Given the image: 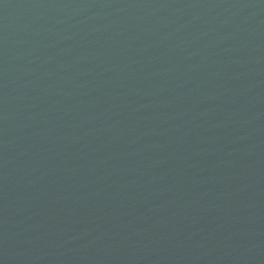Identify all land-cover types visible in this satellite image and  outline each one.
<instances>
[{
  "label": "water",
  "instance_id": "water-1",
  "mask_svg": "<svg viewBox=\"0 0 264 264\" xmlns=\"http://www.w3.org/2000/svg\"><path fill=\"white\" fill-rule=\"evenodd\" d=\"M0 264H264V0H0Z\"/></svg>",
  "mask_w": 264,
  "mask_h": 264
}]
</instances>
